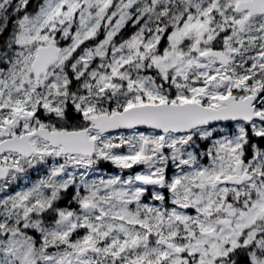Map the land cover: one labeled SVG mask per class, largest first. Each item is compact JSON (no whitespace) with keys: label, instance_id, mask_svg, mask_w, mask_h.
Listing matches in <instances>:
<instances>
[{"label":"snow or ice","instance_id":"snow-or-ice-1","mask_svg":"<svg viewBox=\"0 0 264 264\" xmlns=\"http://www.w3.org/2000/svg\"><path fill=\"white\" fill-rule=\"evenodd\" d=\"M0 264H264V0H0Z\"/></svg>","mask_w":264,"mask_h":264}]
</instances>
